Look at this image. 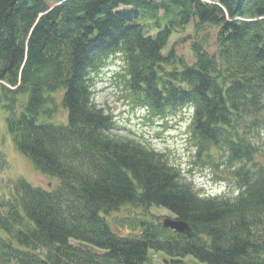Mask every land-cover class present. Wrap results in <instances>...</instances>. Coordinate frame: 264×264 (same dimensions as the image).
I'll list each match as a JSON object with an SVG mask.
<instances>
[{"label":"trees","instance_id":"obj_1","mask_svg":"<svg viewBox=\"0 0 264 264\" xmlns=\"http://www.w3.org/2000/svg\"><path fill=\"white\" fill-rule=\"evenodd\" d=\"M113 57L139 109L191 111L196 155L222 161L234 194L200 193L115 136L92 93ZM0 104L17 152L56 180L0 195V264H264V0H0ZM125 205L191 236L145 219L118 234L106 217Z\"/></svg>","mask_w":264,"mask_h":264},{"label":"rangeland","instance_id":"obj_2","mask_svg":"<svg viewBox=\"0 0 264 264\" xmlns=\"http://www.w3.org/2000/svg\"><path fill=\"white\" fill-rule=\"evenodd\" d=\"M123 74L120 57L110 58L96 76L92 91L94 102L112 116L116 127L113 131L115 136L139 141L156 149L200 193L214 196L234 194L236 183L224 170L222 161H219L217 168L203 164L202 157L198 158L196 155L197 147L188 132V123L184 122V130L176 128L177 122L188 120L185 116L187 112L175 110L161 117L148 110H138V105L132 102L129 90L125 87ZM2 106L0 104V195L6 196L18 178L33 186L52 187L56 180L36 172L28 159L15 149L6 127V111ZM55 121H64L63 112L58 113ZM256 143L264 154V129L259 132ZM258 159L261 160L260 157ZM106 219L114 232L124 235L132 231V226L140 219L161 224L164 219L175 217L164 209L145 210L125 205L109 214ZM162 257L163 255L151 253V264L163 263ZM182 264L200 263L192 258H185Z\"/></svg>","mask_w":264,"mask_h":264},{"label":"water","instance_id":"obj_3","mask_svg":"<svg viewBox=\"0 0 264 264\" xmlns=\"http://www.w3.org/2000/svg\"><path fill=\"white\" fill-rule=\"evenodd\" d=\"M161 226L164 229L172 230L175 233L183 234L188 237L191 236L190 234L191 232L188 225L182 221L176 219H164L163 222L161 223Z\"/></svg>","mask_w":264,"mask_h":264}]
</instances>
